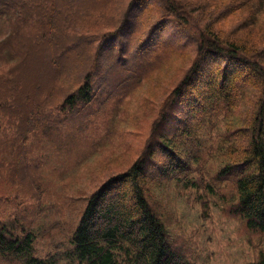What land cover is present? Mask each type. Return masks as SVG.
<instances>
[{"label":"trees","instance_id":"obj_1","mask_svg":"<svg viewBox=\"0 0 264 264\" xmlns=\"http://www.w3.org/2000/svg\"><path fill=\"white\" fill-rule=\"evenodd\" d=\"M57 1L0 0L13 28L0 41V174L12 182L0 197L1 262L192 264L157 200L192 189L204 214L220 203L242 218L262 247L251 264H264V0ZM84 36L86 59L75 46ZM58 76L70 81L62 102ZM130 94V119L154 120L144 147L68 221L61 204L75 193L62 199L54 179L65 172L41 174L62 150L57 135L68 130L61 156L93 154Z\"/></svg>","mask_w":264,"mask_h":264},{"label":"rangeland","instance_id":"obj_2","mask_svg":"<svg viewBox=\"0 0 264 264\" xmlns=\"http://www.w3.org/2000/svg\"><path fill=\"white\" fill-rule=\"evenodd\" d=\"M115 2V0H105L102 4L108 7V5L112 6ZM83 4L84 1L81 6ZM98 8H102V6L100 5ZM12 31L13 28H11L10 23L0 17V41L6 39ZM76 40L81 44H75V46H82L85 50V59L89 58L91 55L90 48L83 44L87 41V36ZM3 65L6 66V61H3ZM76 69H78L77 65L69 68L70 71H75ZM54 82L55 86L51 93H53L54 99L60 101L63 99L62 93L64 91L61 85L66 84V82L70 83V81L65 82L58 76ZM68 90L69 87L67 88ZM196 94L198 95V92ZM145 96L147 95L142 92L139 94V99L142 100ZM130 97L131 94L124 96L121 102L113 104L112 111L107 116L110 117L108 121L111 126L107 125L112 131L111 135L101 146L97 147L93 154H87L84 159L79 158L78 160V157L61 156L64 153L69 154L70 147L64 142V137L68 130H65L63 134L57 135L59 139L57 146H62V150L58 153L59 155L52 154L48 156L49 170L43 171L41 174L50 176V172H65L62 176L54 173V179L58 181L56 193L59 197L63 199L68 193H75L74 200L67 199L61 204V207L67 210L66 218H68V221L71 214L82 206L85 197L99 189L108 178L116 173L126 171L130 167L129 165L139 156V152L142 151L154 120L143 121L140 117L130 119L127 114L134 112L139 114L138 100L130 99ZM41 101H44L43 92ZM153 104L158 107L161 103L156 101ZM15 126L18 128L19 123H16ZM82 143L83 140H79L76 142V146L82 145ZM50 147L48 146V148ZM158 160L162 164L164 159L162 160L160 157ZM155 164L157 165L156 162ZM11 173H14L13 177H19L18 175L22 174L20 170L12 171ZM2 175L5 176L0 182V197H9L7 196L8 191H10L8 185L12 182L8 179L6 171L3 170L0 176ZM65 181L68 184L63 186L62 183ZM22 187L25 190L29 188ZM202 196H204L203 192L199 193L192 189H189V191H169L167 189L164 193L158 195L157 200L167 205L165 206L169 214L167 223H171L169 224V230L172 236L185 238L184 247L187 250L185 257L192 264H251L257 260L262 248L257 242L256 237L258 236L252 237L249 233L251 231L247 229L242 218L228 208L222 209L220 203H211L208 210L209 213L204 214L201 201L206 197ZM212 199L215 202L216 199ZM7 204V202H4L1 205L2 209L8 207ZM72 209H74L73 212H71ZM55 232L59 231L55 230ZM49 244H51V240L43 243V249H47ZM55 245L56 243L53 241V246ZM12 263L19 264L17 262ZM0 264L8 263L1 262L0 258Z\"/></svg>","mask_w":264,"mask_h":264}]
</instances>
